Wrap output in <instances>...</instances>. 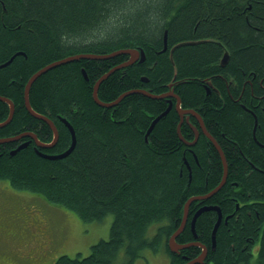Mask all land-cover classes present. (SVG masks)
<instances>
[{"label":"trees","instance_id":"1","mask_svg":"<svg viewBox=\"0 0 264 264\" xmlns=\"http://www.w3.org/2000/svg\"><path fill=\"white\" fill-rule=\"evenodd\" d=\"M188 41L197 43L177 46L171 59L172 46ZM222 45L229 55L223 67L217 65ZM121 48H141L145 59L112 71L101 81L98 98L111 102L137 89L160 94L171 85L181 108L201 116L226 158L224 185L190 205L175 240L193 241L194 212L217 205L223 217L214 248L216 211H204L195 221L196 240L207 247L203 264H264V0H0V64L10 60L0 68V95L14 103L0 138L31 131L43 142L51 140L48 123L24 103L25 84L37 70L76 53ZM126 59L117 54L72 60L49 68L31 85V107L58 130L57 142L41 150L56 154L69 146L62 117L76 134L70 154L48 159L31 145L11 153L24 138L0 143V180L12 188L36 193L86 222L113 216L107 239L91 244L88 255L60 254L51 264H132L146 248L164 249L169 264H182L168 238L180 225L184 203L222 178L220 155L205 134L193 146L178 136L175 103L146 140L150 123L168 106L165 98L133 92L112 107L94 101L96 80ZM207 77L214 87L206 84L209 94ZM8 114L9 105L0 100V121ZM189 126H181L186 140L193 138ZM183 157L191 165L190 178ZM160 221L149 235L150 225ZM120 249L123 263L117 261ZM200 251L190 245L180 253L193 258Z\"/></svg>","mask_w":264,"mask_h":264},{"label":"rangeland","instance_id":"2","mask_svg":"<svg viewBox=\"0 0 264 264\" xmlns=\"http://www.w3.org/2000/svg\"><path fill=\"white\" fill-rule=\"evenodd\" d=\"M81 70L84 74V68ZM112 218L109 213L100 221H83L36 193L16 190L0 180V264H51L65 253L75 257L80 252L78 255L84 257L91 244L107 239ZM162 224L164 221L152 223L149 235ZM166 254L164 249L146 248L132 264H167ZM124 258V250L120 249L117 261L123 263Z\"/></svg>","mask_w":264,"mask_h":264},{"label":"water","instance_id":"3","mask_svg":"<svg viewBox=\"0 0 264 264\" xmlns=\"http://www.w3.org/2000/svg\"><path fill=\"white\" fill-rule=\"evenodd\" d=\"M132 50H125V49H117L113 52H109V53H105V54H92V53H85V54H78V55H72V56H67L63 59H60V60H57V61H54L53 63H51V66L52 67H55L57 65H60L62 63H65V62H68V61H71V60H74V59H79V58H95V59H100V58H107V57H111V56H114V55H117V54H120L122 52H129L131 53ZM227 57H228V53H224L223 55V60L226 62L227 61ZM41 71L37 72L36 74H33L30 78V80L26 83V87H28L29 84L32 83V81L38 76V74L40 73ZM40 75V74H39ZM107 74H104L103 76H101V78L95 83V86H94V91H93V98L95 100L96 103H100V100H98L97 96H96V90L98 88V83L101 79H103ZM28 91H25V93H27ZM167 95H171V96H174L175 98V101H176V110L178 111L179 113V116L180 117H183L185 114H192L195 118H197L200 122V125H201V128L203 129V132L212 140V142L214 143V145H218L216 143V141L207 133L203 123H202V118L201 116L193 109H182L179 105L180 103V99L178 97L177 94H175L172 90H170L169 93H166ZM152 97L154 98H160L162 97V95H151ZM122 97V95L118 98L120 99ZM3 100H6L4 98H2ZM118 99H116L114 102H111V103H104L102 104L103 106H109V105H113L115 104ZM25 104H26V107L27 109L30 111L31 114H33L35 117H41L40 115L36 114L33 110H32V107L30 106L28 100H27V94L25 96ZM101 105V106H102ZM171 107V104L168 106V108L163 112L161 113L158 117H156L152 123L150 124L147 132H146V135L152 130L153 126L155 125L156 121L163 115H165L169 109ZM10 108H11V111L9 113V115L7 116V118L3 121L0 122V127L6 125L10 119H11V114H12V110H13V103H10ZM52 127L53 131H54V138L51 142H42L40 141L39 139L36 138L35 135L31 134V136L34 138L37 146H40V147H48V146H53L56 141H57V130L53 124V122L47 118H44ZM188 120V118H186ZM61 120L65 123V125L69 128V130H71V141H72V145L74 144L75 142V135H74V131H73V128L70 124V122L68 120H66L65 118H62L61 117ZM179 132V131H178ZM181 139H184L183 136L180 134L179 132V135H178ZM199 136V133L198 131L195 129V133H194V138L191 142H188L189 144H194L196 141H197V138ZM8 141H12V139L10 137H1L0 138V143L2 142H8ZM72 145L70 146V148L66 151H64L63 153H60L58 155H56V157H62L64 155H66L70 149L72 148ZM17 150H19V148H15L13 151H11V153H15ZM37 150V149H36ZM219 153H220V156H221V160H222V166H223V174H222V180L221 182L219 183V185H217L216 187H214L212 190H210L208 193L204 194L203 196H201L202 199H205V198H208L210 197L211 195L215 194L216 191L220 188V186L223 184V182L225 181V177L227 175V162H226V159L222 153L221 150H218ZM38 154L39 155H42L43 157L47 158V157H55V156H49L47 155V153H43L39 150H37ZM191 201V198H189L187 200V202L185 203V210H184V213H183V216H182V219H181V222H180V225L176 228V230L170 235V237L168 238V247L171 251H175L178 249V248H184L186 246H189V245H199L201 248H202V251L201 253L198 255V257L193 261V262H196V261H201V259L205 256L206 254V246L201 244V243H198V242H190V243H186V244H179L176 242V237L178 235V233L184 228L186 222H187V218H188V210L186 208V206L188 205V203ZM208 207H202V208H199L198 210H196V212L193 214L192 218H191V223L193 225V223L195 222L197 216L202 212L203 209H206ZM214 210L217 211V214H218V217H217V220L216 222L214 223V226L212 228V232H211V240H212V246H215V234H216V230H217V227L218 225L220 224V221H221V213H220V210L218 207H214Z\"/></svg>","mask_w":264,"mask_h":264},{"label":"bare ground","instance_id":"4","mask_svg":"<svg viewBox=\"0 0 264 264\" xmlns=\"http://www.w3.org/2000/svg\"><path fill=\"white\" fill-rule=\"evenodd\" d=\"M195 43H197V41H188V42H181V43H177V44H175L174 46H172V48L170 49V52H169V55H170V58L172 59V53H173V50L177 47V46H180V45H184V44H195ZM165 46H164V49H165V47H166V43L164 44ZM122 49H125V50H132L131 51V53H129V52H122V53H120V54H127L128 55V59L126 60V61H124L123 63H121V64H119V65H117V66H115V67H113V68H111L108 72H106V73H104V74H107L103 79H101L100 81H99V83L102 81V80H104L112 71H114L115 69H119V68H122V67H125V66H128V65H130V64H132L134 61H136V60H138L139 62L140 61H143L144 59H145V54H144V51H143V49H141V48H122ZM113 52V51H112ZM228 53V51L227 50H224V52H223V55H224V53ZM78 54H85V53H76V54H74V55H78ZM92 54H94V53H92ZM223 55H222V57H221V59H220V65H224L227 61H228V58H229V55H228V57H227V61L225 62L224 60H223ZM69 56H72V55H69ZM67 57V56H66ZM112 57V56H111ZM63 58H65V57H63ZM63 58H61V59H63ZM107 58H109V57H107ZM80 59V58H79ZM100 59H104V58H100ZM60 60V59H59ZM74 60H77V59H74ZM57 61V60H56ZM72 61V60H71ZM10 62V60H8V61H6V62H4V63H2V64H0V68L1 67H4L5 65H7L8 63ZM69 62V61H68ZM51 63H53V62H51ZM51 63L50 64H48V65H45L44 67H42L41 69H39V70H37L35 73H33V74H36L37 72H39V71H41L39 74L41 75L42 73H44L45 71H47L49 68H52V66H51ZM66 63V62H65ZM32 74V75H33ZM38 74V76L32 81V83L31 84H29L28 85V87H24V103H25V96H26V94H27V100H28V102H29V104H30V101H29V90H30V87H31V85L33 84V82L40 76ZM103 74V75H104ZM31 75V76H32ZM84 75H85V72H84ZM103 75H101V76H103ZM31 76L29 77V79H28V81L30 80V78H31ZM101 76L99 77V79L101 78ZM98 79V80H99ZM143 80H146V78H142ZM97 80V81H98ZM27 81V82H28ZM96 81V82H97ZM26 82V83H27ZM95 82V83H96ZM99 83H98V86H99ZM25 86H26V84H25ZM94 86H95V84H94ZM94 86H93V91H94ZM207 88L209 89V87L207 86ZM97 90H98V88H97ZM97 90H96V96H97ZM170 90H172L173 91V88H172V86L170 85ZM25 91H28L27 93H25ZM133 92H138V93H141V94H144V95H146V96H149V97H151V98H154V97H152L151 95H162V97H160L159 99H161V98H166V97H174V96H171V95H167L166 93H169L170 91H168V92H164V93H160V94H154V93H152V92H148V91H146V90H144V89H137V90H131V91H127V92H125V93H123V94H121L122 95V97L120 98V99H118L120 96H118L116 99H118V101L115 103V104H113V105H109V106H105V107H112V106H114V105H116L125 95H127V94H129V93H133ZM174 92V91H173ZM175 93V92H174ZM176 94V93H175ZM92 95H93V92H92ZM179 97V96H178ZM2 98H4V99H6V100H3ZM97 98H98V96H97ZM115 99V100H116ZM179 99H180V97H179ZM0 100L1 101H4V102H6L8 105H9V113H10V111H11V108H10V103H13L12 102V100L10 99V98H8V97H5V96H2V95H0ZM98 100H100L99 98H98ZM115 100H113V101H111V102H114ZM168 101V106L171 104V107H172V102H171V99H167ZM95 101V100H94ZM170 101V102H169ZM111 102H104V101H102V100H100V103L101 104H99V105H102V104H104V103H111ZM180 103H181V100H180ZM180 103H179V105H180ZM25 106H26V104H25ZM30 106H31V104H30ZM103 106V105H102ZM168 106H167V108H168ZM170 107V108H171ZM180 107H181V105H180ZM27 108V107H26ZM166 108V109H167ZM165 109V110H166ZM183 109V108H182ZM28 110V109H27ZM32 110L36 113V114H38V115H40L41 117H37L36 116V118H39V119H42V120H44V121H46L44 118H47V119H49V120H51L50 118H48L46 115H44V114H41V113H38V112H36L33 108H32ZM164 110V111H165ZM29 111V110H28ZM164 111H162L161 113H163ZM178 112V111H177ZM13 113H14V103H13V110H12V114H11V119H12V116H13ZM29 113H30V111H29ZM160 113V114H161ZM31 114V113H30ZM160 114H158L156 117H158ZM9 115V114H8ZM31 115H33V114H31ZM34 116V115H33ZM164 116V115H163ZM35 117V116H34ZM155 117V118H156ZM162 117V116H161ZM160 117V118H161ZM154 118V119H155ZM159 118V119H160ZM11 119H10V121H11ZM153 119V120H154ZM158 119V120H159ZM5 120V119H4ZM152 120V121H153ZM157 120V121H158ZM9 121V122H10ZM52 121V120H51ZM156 121V122H157ZM1 122V121H0ZM8 122V123H9ZM47 122V121H46ZM53 122V121H52ZM182 122V118H181V121L179 122V124H178V126H177V132L179 131L180 132V134L182 135V133H181V131H180V123ZM48 123V122H47ZM152 123V122H151ZM150 123V124H151ZM203 123V122H202ZM53 124H54V122H53ZM71 124V123H70ZM48 125L50 126V128H51V130H52V138H51V140L49 141V142H51L52 140H53V138H54V131H53V129H52V127H51V125L48 123ZM204 125V124H203ZM54 126H55V128H56V125L54 124ZM71 126H72V124H71ZM150 126V125H149ZM67 127V126H66ZM204 127H205V125H204ZM68 128V127H67ZM72 128H73V126H72ZM149 128V127H148ZM148 128H147V130H148ZM205 129H206V127H205ZM56 130H57V128H56ZM68 130H69V128H68ZM147 130H146V132H147ZM203 130V129H202ZM73 131H74V135H75V142H74V144L72 145V141H70V144H69V146L64 150V151H66V150H68L69 148H70V146L72 145V148L70 149V151L66 154V155H68V154H70L71 152H72V150H73V148H74V145H75V143H76V134H75V130H74V128H73ZM206 131H207V129H206ZM253 131H255V125H254V128H253ZM69 132H70V139H71V130H69ZM146 132H145V139L147 140V136H148V134L150 133H148L147 135H146ZM179 132H178V134H179ZM207 133L215 140V138L207 131ZM31 134H33V135H35L36 136V134H34L33 132H31V131H24V132H21L20 134H17V135H13V136H8V137H10L11 139H12V141H8V142H14V141H17L18 139H20V138H25V137H30V138H33L32 136H31ZM205 134V133H204ZM57 135H58V130H57ZM206 135V134H205ZM207 136V135H206ZM208 137V136H207ZM36 138H37V136H36ZM209 138V137H208ZM34 139V138H33ZM38 139V138H37ZM57 139H58V136H57ZM181 140H183L184 142H186V140H184V139H181ZM209 140L212 142V140L209 138ZM216 141V140H215ZM27 142L28 141H23L21 144H19L16 148H19V150L21 149V148H24V147H26L27 146ZM57 142V141H56ZM188 142H191V141H188ZM188 142H186V144L187 145H192V144H189ZM46 143V142H45ZM213 143V142H212ZM216 143L218 144V142L216 141ZM214 144V143H213ZM215 147H216V149H217V151L218 150H221L222 151V149H221V147H220V145L218 144V145H214ZM48 147H52V146H48ZM14 150V149H13ZM13 150H11V151H13ZM64 151H62V152H60V153H63ZM60 153H56V154H47V155H49V156H55V157H47L48 159H55V158H61V157H56V155H58V154H60ZM218 153H219V151H218ZM222 153H223V151H222ZM46 154V153H45ZM66 155H64V156H66ZM219 155H220V153H219ZM223 155H224V153H223ZM42 156V155H41ZM64 156H62V157H64ZM43 157V156H42ZM224 157H225V155H224ZM220 158H221V156H220ZM184 159V158H183ZM226 159V158H225ZM185 161V160H184ZM222 161V160H221ZM188 168V167H187ZM188 170H189V168H188ZM227 171H228V167H227ZM188 172H190V170L188 171ZM223 174V173H222ZM226 177H227V175H226ZM225 177V178H226ZM222 180V179H221ZM221 180H220V182H221ZM225 181H226V179H225ZM225 181L223 182V184L220 186V188L224 185V183H225ZM219 182V183H220ZM219 183L217 184V185H219ZM216 185V186H217ZM215 186V187H216ZM220 188L216 191V193L220 190ZM208 193V192H207ZM201 196H203V195H199V196H194V197H191V201L192 200H194V199H202L201 198ZM211 197V196H210ZM189 199V198H188ZM190 201V202H191ZM187 202V201H186ZM190 202L188 203V205L186 206V208H187V210L189 211V206H190ZM203 207H208V208H206V209H203L202 210V212H204V211H207V210H214V207H218L217 205H210V206H203ZM202 208V207H201ZM219 208V207H218ZM184 210H185V204H184V206H183V213H184ZM219 210H220V208H219ZM216 211V210H215ZM201 212V213H202ZM200 213V214H201ZM220 213H221V210H220ZM199 214V215H200ZM216 214H217V211H216ZM198 215V216H199ZM223 214L221 213V219H222V216ZM197 216V217H198ZM230 215H228V216H226L225 217V220H227L228 219V217H229ZM217 217H218V214H217ZM217 217H216V220H217ZM197 219V218H196ZM196 221V220H195ZM220 223H221V221H220ZM194 226H195V222L193 223V225H192V223H191V228H192V230H193V232H194V237H196V233H195V231H194ZM185 227V226H184ZM184 229V228H183ZM182 229V230H183ZM181 230V231H182ZM180 231V232H181ZM179 232V233H180ZM178 233V234H179ZM180 248H178L176 251H178ZM206 255V254H205ZM205 257V256H204ZM204 257L201 259V261H196V262H193L196 258H197V256L194 258V259H192V260H190V261H188V262H186V263H184V264H197V263H199V264H201V263H203L204 262Z\"/></svg>","mask_w":264,"mask_h":264},{"label":"flooded vegetation","instance_id":"5","mask_svg":"<svg viewBox=\"0 0 264 264\" xmlns=\"http://www.w3.org/2000/svg\"><path fill=\"white\" fill-rule=\"evenodd\" d=\"M165 46V45H164ZM164 46H163V48H164ZM222 48L224 49V50H227L223 45H222ZM224 50H223V52H224ZM228 51V50H227ZM223 52H222V55H223ZM222 55L218 58V63H217V65L218 66H221V67H223V66H225L226 64H227V62L222 66V65H220L219 63H220V59H221V57H222ZM127 59H128V55H127ZM136 61H138V60H136ZM136 61H134V62H136ZM133 62V63H134ZM219 75V74H218ZM85 76H86V73H85ZM87 78V77H86ZM205 83L203 84L204 85V87H205V89H206V92H207V94H209L210 93V88L208 89L207 88V85L206 84H209L210 85V87L212 86V80H211V78H204V80H203ZM170 87V86H169ZM213 87V86H212ZM214 88V87H213ZM172 98L174 99V101L172 100ZM166 100L167 99H171V102H172V104H176V101H175V98L174 97H166L165 98ZM168 101V100H167ZM170 102V101H169ZM173 106V105H172ZM245 107V106H244ZM246 108V107H245ZM177 111V110H176ZM179 114V113H178ZM181 118H182V122L180 123V131H181V126L183 125V123H184V121L187 123V124H189L190 126H189V128H190V130L192 131V133H193V138H194V133H195V129L198 131V133L200 134V132H202L203 134H204V132H203V130H202V128H201V125H200V122H199V120L196 118V122L195 123H192V122H190V120H189V118H188V120L186 119L187 118V115L186 116H183V117H180L179 116V122L181 121ZM254 125L256 126V124H257V118H256V116L254 115ZM202 120V122H203V124H204V121H203V119H201ZM179 122H178V124H179ZM205 125V124H204ZM178 126V125H177ZM193 138L191 139V140H186V139H184V140H186V142H188V141H192L193 140ZM40 139V138H39ZM23 141H28L27 142V146H29V145H31L32 147H33V149H37V150H40L41 152H43V153H47V152H44V151H42L41 149H43V148H50V147H40V146H37V144H36V142H35V140L33 139V138H30L29 136L28 137H25L24 139H22V140H20L18 143H17V145L19 144V143H21V142H23ZM40 141H42V140H40ZM49 141V140H48ZM183 141V140H182ZM43 142V141H42ZM45 142H47V141H45ZM184 142V141H183ZM186 142H184L185 144H186ZM196 143V142H195ZM194 143V144H195ZM194 144H192V145H188V146H193ZM187 145V144H186ZM26 146V147H27ZM40 148V149H39ZM37 150H35V151H37ZM48 154H51V152L50 153H48ZM184 158V157H183ZM184 162L186 163V166L189 168V170H190V172H188L189 173V178L191 177V170H192V168H191V165L187 162V160L184 158ZM195 161H197L198 162V159L197 158H195ZM199 164V163H198ZM204 194H206V193H203V194H197V195H192V196H190V197H188V198H191V197H194V196H199V195H204ZM188 200V199H187ZM186 200V201H187ZM202 199H194V200H192L191 202H190V205H192L194 202H199V201H201ZM186 203V202H185ZM184 203V204H185ZM203 206H210V205H202V206H200L199 208H201V207H203ZM190 207V206H189ZM236 207H238V204H237V206ZM198 208V209H199ZM197 209V210H198ZM213 210V209H212ZM208 211V210H207ZM196 212V211H195ZM194 212V213H195ZM187 223V222H186ZM190 225H191V221H190ZM193 238H194V240L193 241H190V242H198V243H201V242H199V241H197L196 240V238L197 237H194V235H193ZM177 242V241H176ZM190 242H187V243H190ZM178 243V242H177ZM179 244H186V243H179ZM202 244V243H201ZM194 245V244H193ZM204 245V244H203ZM190 246V245H189ZM197 246H199V245H197ZM186 247H188V246H186ZM186 247H184V248H186ZM200 247V246H199ZM211 247L212 248H214V246H212V240H211ZM201 248V247H200ZM183 248H180L178 251H173V253H177L178 255H176L177 257H179L181 260H182V264H184V263H186V262H188V261H190V260H192V259H194L195 257H193V258H191L188 254H186V253H180V251L182 250ZM165 251V250H164ZM201 251H202V248H201ZM201 251H200V253H201ZM165 253H167L166 251H165ZM180 253V254H179ZM199 253V254H200ZM198 254V255H199ZM206 254H207V247H206ZM168 255V256H167ZM198 255H197V257H198ZM166 256L168 257V263L167 264H169L170 263V261H171V258H170V256H169V254L167 253L166 254ZM206 256V255H205ZM203 263H205V257H204V262ZM203 263H201V264H203ZM197 264H199V263H197Z\"/></svg>","mask_w":264,"mask_h":264}]
</instances>
